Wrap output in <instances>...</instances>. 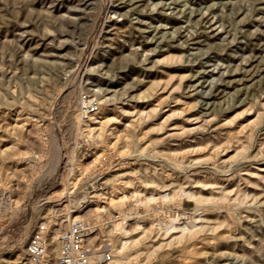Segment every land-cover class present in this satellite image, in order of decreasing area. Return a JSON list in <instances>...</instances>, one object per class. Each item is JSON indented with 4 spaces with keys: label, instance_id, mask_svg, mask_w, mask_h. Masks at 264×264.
I'll use <instances>...</instances> for the list:
<instances>
[{
    "label": "rangeland",
    "instance_id": "obj_1",
    "mask_svg": "<svg viewBox=\"0 0 264 264\" xmlns=\"http://www.w3.org/2000/svg\"><path fill=\"white\" fill-rule=\"evenodd\" d=\"M77 215L108 264H264V0H0V264Z\"/></svg>",
    "mask_w": 264,
    "mask_h": 264
},
{
    "label": "built area",
    "instance_id": "obj_2",
    "mask_svg": "<svg viewBox=\"0 0 264 264\" xmlns=\"http://www.w3.org/2000/svg\"><path fill=\"white\" fill-rule=\"evenodd\" d=\"M98 107L99 102L96 98L87 94L82 95L80 106L82 117L88 118L96 113ZM99 178H96L97 182ZM88 193L87 190L79 196L80 203L83 196L91 195V192L89 195ZM53 226L54 224L46 219L35 224L26 241L24 264H106L111 261V245L101 241V234L96 235V228L86 219L77 216L61 219L57 252L51 249L50 237Z\"/></svg>",
    "mask_w": 264,
    "mask_h": 264
},
{
    "label": "bare ground",
    "instance_id": "obj_3",
    "mask_svg": "<svg viewBox=\"0 0 264 264\" xmlns=\"http://www.w3.org/2000/svg\"><path fill=\"white\" fill-rule=\"evenodd\" d=\"M73 89V88H72ZM86 150V149H85ZM97 180L98 179H95L92 183H90L89 184V186H88V189H89V193L91 192V195L90 196H87L86 198H83V205H85V206H83L82 205V208L83 209H85V208H88V206L90 207V204H92L94 201H95V197L96 196H98V194H100V193H96V192H94V191H98V190H104L105 188H106V185H105V183L104 182H97ZM102 181V180H101ZM105 181V180H104ZM106 182V181H105ZM108 185V184H107ZM108 190V189H107ZM88 193V194H89ZM49 198V197H48ZM50 199V198H49ZM94 200V201H93ZM62 202H58L57 203V205L58 204H61ZM61 206V205H60ZM59 206V207H60ZM62 207V206H61ZM58 208V207H57ZM105 209H104V207H101V206H96V207H92V208H88L85 212H84V214H88V213H91V212H101V211H104ZM75 216V215H74ZM80 215H77V217H79ZM82 216V215H81ZM87 220V222H90L91 223V221L90 220H88V219H86ZM122 223H126V220H123L122 221ZM121 222H116V224H114V227L115 226H119V225H121L122 224ZM182 225V226H181ZM180 225V227H181V229H187L188 228V225L187 224H181ZM60 226V225H59ZM193 226H195L194 224H193ZM97 229V228H96ZM169 229V227L168 226H166L165 227V230H168ZM111 231V230H110ZM59 233H60V228H58L57 230H56V232L54 233V235H52L51 236V238H50V241H51V249L54 251V252H57L58 251V236H59ZM26 234H27V232L26 231H23L22 232V234H21V236H19V238L17 239L18 240V243H22L24 240H25V238H26ZM109 263V262H108ZM108 263H106V264H108Z\"/></svg>",
    "mask_w": 264,
    "mask_h": 264
}]
</instances>
